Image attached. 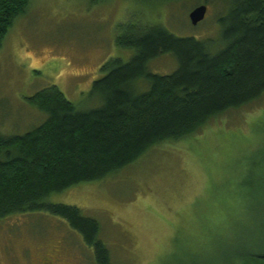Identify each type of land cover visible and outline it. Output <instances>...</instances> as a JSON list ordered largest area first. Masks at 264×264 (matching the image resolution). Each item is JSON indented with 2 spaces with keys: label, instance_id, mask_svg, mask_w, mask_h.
<instances>
[{
  "label": "rangeland",
  "instance_id": "1",
  "mask_svg": "<svg viewBox=\"0 0 264 264\" xmlns=\"http://www.w3.org/2000/svg\"><path fill=\"white\" fill-rule=\"evenodd\" d=\"M203 5L204 20L192 26L189 14ZM227 7L200 0H31L0 47V136L22 135L45 120L27 98L47 87L81 110L96 107L88 95L100 67L133 56L115 45L119 26L158 24L179 38L216 41L217 18ZM149 69L169 75L176 62L161 56ZM47 202L96 220L110 264H239L238 255L244 264H263L251 256L264 254V97L212 119L191 138L152 148L113 177ZM45 260L95 264L92 250L60 218L38 213L0 221V264Z\"/></svg>",
  "mask_w": 264,
  "mask_h": 264
},
{
  "label": "trees",
  "instance_id": "2",
  "mask_svg": "<svg viewBox=\"0 0 264 264\" xmlns=\"http://www.w3.org/2000/svg\"><path fill=\"white\" fill-rule=\"evenodd\" d=\"M30 1L0 0V47ZM200 1L228 3L217 18L218 40L179 38L161 25L133 21L119 26L115 37L116 47L133 56L100 67L103 75L88 95L96 107L79 109L55 86L27 98L45 120L22 135L0 136V221L55 216L92 250L95 264H110L99 223L47 199L113 177L152 148L191 138L212 119L264 97V0ZM161 56L175 59L173 73L150 71ZM137 83L146 89L137 91ZM251 258L264 262V254Z\"/></svg>",
  "mask_w": 264,
  "mask_h": 264
},
{
  "label": "water",
  "instance_id": "3",
  "mask_svg": "<svg viewBox=\"0 0 264 264\" xmlns=\"http://www.w3.org/2000/svg\"><path fill=\"white\" fill-rule=\"evenodd\" d=\"M207 8L206 6H199L189 14V20L192 26H197L205 18Z\"/></svg>",
  "mask_w": 264,
  "mask_h": 264
},
{
  "label": "flooded vegetation",
  "instance_id": "4",
  "mask_svg": "<svg viewBox=\"0 0 264 264\" xmlns=\"http://www.w3.org/2000/svg\"><path fill=\"white\" fill-rule=\"evenodd\" d=\"M43 264H55V263H53V262H50L49 260L47 261V260H45L44 262H43Z\"/></svg>",
  "mask_w": 264,
  "mask_h": 264
}]
</instances>
